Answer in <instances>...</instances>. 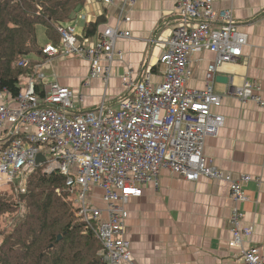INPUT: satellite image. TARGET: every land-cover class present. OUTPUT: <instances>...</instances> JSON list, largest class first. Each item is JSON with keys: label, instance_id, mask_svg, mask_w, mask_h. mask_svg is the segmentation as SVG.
I'll return each mask as SVG.
<instances>
[{"label": "built area", "instance_id": "obj_1", "mask_svg": "<svg viewBox=\"0 0 264 264\" xmlns=\"http://www.w3.org/2000/svg\"><path fill=\"white\" fill-rule=\"evenodd\" d=\"M133 2H119L117 23ZM176 10L179 23L162 42L158 59L162 81L152 83L148 73L140 81L130 78L125 87L131 95L120 99L115 109L102 99L94 109L74 112L72 89L47 81L41 67L50 57L73 55L89 63L85 86L97 77L107 83L116 58L122 56L116 41L130 38V32L118 24L108 25L80 39L75 25L59 26V42L42 47L45 59L35 65L33 76L20 83L19 92L12 96L0 90V186L12 184L15 193L23 194L28 177L37 169L61 173L75 194L76 216L102 244L103 262L123 264L131 263L126 205L141 195L144 184L156 181L162 169L191 182L200 177L221 180L228 184L232 202L228 246L239 250L242 264H264L259 247L246 246L244 240L251 230L242 225L240 204L247 199L243 185L252 178L245 174L233 178L204 155L205 138L224 125V117L212 112L222 100L213 89L215 73L221 64L241 58L246 33L230 9L216 11L212 0H179ZM87 39L92 40L88 45ZM203 50L215 57L207 67L203 89L190 88L191 55ZM260 92L257 82H244L232 94L264 107ZM39 154L44 161H37Z\"/></svg>", "mask_w": 264, "mask_h": 264}, {"label": "crops", "instance_id": "obj_2", "mask_svg": "<svg viewBox=\"0 0 264 264\" xmlns=\"http://www.w3.org/2000/svg\"><path fill=\"white\" fill-rule=\"evenodd\" d=\"M120 1L86 0L70 22L80 37L87 23L104 14L95 33L116 24L130 32V38L116 41L122 56L116 58L107 83L97 77L85 86L89 63L73 55L50 57L41 67L47 81L72 89L74 112L94 109L102 99L117 108L120 99L131 95L125 87L130 78L140 81L148 73L152 83L162 81L158 59L162 42L179 23V0H134L117 23ZM212 7L230 9L247 41L241 58L221 64L215 73L213 89L222 100L212 112L224 117V125L205 138L204 155L233 178L241 174L252 178L243 185L247 199L240 204L242 225L251 230L244 240L246 246H257L264 254V107L232 94L244 82H257L264 98V0H212ZM37 40L42 47L50 43L45 29ZM214 57L209 50L191 55L188 87L203 89ZM94 194L99 190L94 189ZM231 207L226 182L205 177L191 182L162 169L156 181L144 184L141 195L131 197L126 205L125 237L130 241L131 263L123 264H242L239 250L228 246Z\"/></svg>", "mask_w": 264, "mask_h": 264}, {"label": "trees", "instance_id": "obj_3", "mask_svg": "<svg viewBox=\"0 0 264 264\" xmlns=\"http://www.w3.org/2000/svg\"><path fill=\"white\" fill-rule=\"evenodd\" d=\"M85 1L0 0V90L15 96L44 60L38 55L37 26L43 25L49 42L57 44V28L70 24ZM104 18L87 23L80 39L92 37ZM65 179L39 168L28 177L23 194L15 193L12 184L0 186V264H105L102 244L75 214V194Z\"/></svg>", "mask_w": 264, "mask_h": 264}, {"label": "rangeland", "instance_id": "obj_4", "mask_svg": "<svg viewBox=\"0 0 264 264\" xmlns=\"http://www.w3.org/2000/svg\"><path fill=\"white\" fill-rule=\"evenodd\" d=\"M42 31H44L43 25H38L37 26V35H38V37L40 36V34H42Z\"/></svg>", "mask_w": 264, "mask_h": 264}, {"label": "water", "instance_id": "obj_5", "mask_svg": "<svg viewBox=\"0 0 264 264\" xmlns=\"http://www.w3.org/2000/svg\"><path fill=\"white\" fill-rule=\"evenodd\" d=\"M37 161H38V162L44 161V157H43L41 154H39V155L37 156ZM60 238H61V235H59V236L57 237V240H59Z\"/></svg>", "mask_w": 264, "mask_h": 264}, {"label": "bare ground", "instance_id": "obj_6", "mask_svg": "<svg viewBox=\"0 0 264 264\" xmlns=\"http://www.w3.org/2000/svg\"><path fill=\"white\" fill-rule=\"evenodd\" d=\"M224 10V9H223Z\"/></svg>", "mask_w": 264, "mask_h": 264}]
</instances>
